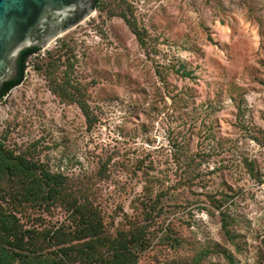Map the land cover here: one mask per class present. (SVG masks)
<instances>
[{"label": "rangeland", "instance_id": "obj_1", "mask_svg": "<svg viewBox=\"0 0 264 264\" xmlns=\"http://www.w3.org/2000/svg\"><path fill=\"white\" fill-rule=\"evenodd\" d=\"M125 1L146 48L121 17L95 9L28 57L23 80L0 99V136L74 176L109 159L111 177L96 187L109 225L124 223L117 206L132 214L143 196L145 177L132 172L143 160L154 193L164 194L140 264H168L206 244L228 248L234 264H264V0ZM64 40L74 75L88 88L91 127L35 67ZM181 65L191 76L175 71ZM187 156L199 163L190 173ZM222 193L235 219L232 242L217 211L209 212V196ZM45 218L54 224L62 217ZM165 226L187 241L183 248L161 244Z\"/></svg>", "mask_w": 264, "mask_h": 264}, {"label": "trees", "instance_id": "obj_2", "mask_svg": "<svg viewBox=\"0 0 264 264\" xmlns=\"http://www.w3.org/2000/svg\"><path fill=\"white\" fill-rule=\"evenodd\" d=\"M94 8L106 10L108 17L117 15L128 25L140 46L146 48L145 34L137 26L132 7L125 0H95ZM71 44L61 42L55 50L48 51L37 69L45 74L49 90L62 102L76 104L83 113L87 127L94 119L87 102V85L74 75L76 60L70 61ZM36 47L25 48L18 59L19 74L4 82L0 99L21 83L26 61L36 53ZM181 76H191V71L181 65L175 70ZM33 144L32 147H35ZM180 160V154L173 153ZM195 157V156H194ZM187 156L185 172L194 170L195 158ZM110 160L99 159L97 165L77 176L35 157L29 149L11 147L6 137L0 136V264H140V255L149 247L155 218L160 214V196L154 193V176L149 174L141 159L134 162V174L141 171L145 177L143 196L136 198L133 213L123 212L117 206L115 215L121 212L119 224L109 225L107 213L97 197L96 187L110 179ZM133 166V164H131ZM252 166L251 163H248ZM252 172V168H249ZM193 175H188L189 181ZM228 195H210L212 211H217L220 229L224 237L233 241L231 225L234 217L224 207ZM61 219L54 224L45 222L56 212ZM160 236L161 244L178 251L187 241L165 226ZM222 256L228 264H234V256L228 248L219 244H206L194 249L188 256L172 260L168 264H218L212 255Z\"/></svg>", "mask_w": 264, "mask_h": 264}, {"label": "water", "instance_id": "obj_3", "mask_svg": "<svg viewBox=\"0 0 264 264\" xmlns=\"http://www.w3.org/2000/svg\"><path fill=\"white\" fill-rule=\"evenodd\" d=\"M95 0H0V88L19 74L25 48H45L95 11Z\"/></svg>", "mask_w": 264, "mask_h": 264}]
</instances>
